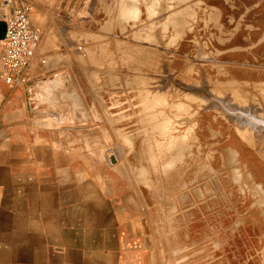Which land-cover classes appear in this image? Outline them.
<instances>
[{
  "label": "rangeland",
  "instance_id": "1",
  "mask_svg": "<svg viewBox=\"0 0 264 264\" xmlns=\"http://www.w3.org/2000/svg\"><path fill=\"white\" fill-rule=\"evenodd\" d=\"M61 1L77 65L43 106L145 165L166 264H264V0Z\"/></svg>",
  "mask_w": 264,
  "mask_h": 264
},
{
  "label": "crops",
  "instance_id": "2",
  "mask_svg": "<svg viewBox=\"0 0 264 264\" xmlns=\"http://www.w3.org/2000/svg\"><path fill=\"white\" fill-rule=\"evenodd\" d=\"M34 1L30 18L44 37L28 85L3 79L0 49V264H166L146 245L145 165L103 157L95 129L67 126L72 111L54 110L62 122L47 117L44 101L64 97L77 65L75 38L57 26L61 0ZM15 5L0 0V12Z\"/></svg>",
  "mask_w": 264,
  "mask_h": 264
},
{
  "label": "built area",
  "instance_id": "3",
  "mask_svg": "<svg viewBox=\"0 0 264 264\" xmlns=\"http://www.w3.org/2000/svg\"><path fill=\"white\" fill-rule=\"evenodd\" d=\"M31 0H16L8 16L6 36L0 39L1 76L12 87L28 85L30 68L43 41V31L30 18Z\"/></svg>",
  "mask_w": 264,
  "mask_h": 264
},
{
  "label": "water",
  "instance_id": "4",
  "mask_svg": "<svg viewBox=\"0 0 264 264\" xmlns=\"http://www.w3.org/2000/svg\"><path fill=\"white\" fill-rule=\"evenodd\" d=\"M13 11H14V8L9 13L6 12V11H3V10L0 12V16H1V18H0V39L5 38V36H6L7 19H8L9 15L13 14ZM28 90L30 91V86H29ZM47 117L57 118V120L59 122H62V119H61V117H59V113L58 112L49 111L48 114H47ZM110 157H111L112 160H114V157H113L112 154H110ZM145 240H146V245L148 247H150L152 245L150 236L147 235L145 237Z\"/></svg>",
  "mask_w": 264,
  "mask_h": 264
}]
</instances>
